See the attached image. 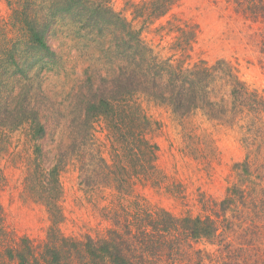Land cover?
Instances as JSON below:
<instances>
[{"label":"rangeland","instance_id":"1","mask_svg":"<svg viewBox=\"0 0 264 264\" xmlns=\"http://www.w3.org/2000/svg\"><path fill=\"white\" fill-rule=\"evenodd\" d=\"M27 2L0 0V79L5 83L0 98L19 100L16 110L24 120L13 127L5 123L9 114L0 122V264H17L15 251L31 248L47 264L42 254L49 255L60 236H47L50 215L29 185L45 186L53 168L59 172L65 238L98 241L111 229L124 232L138 199L148 210L176 218L229 216L234 221L233 229L227 227L230 236L184 241L156 264H264V236L246 230L256 217L245 213L264 199V105L232 110L231 95L233 82L240 80L264 101L258 36L264 31V11L253 21L230 0H177L167 15L155 19L159 10L153 0H85L82 5L105 4L121 13L131 29L91 19L97 8L61 12L53 7L45 18L51 57L28 40L30 26L17 12L20 7L28 15ZM137 31L154 61L148 60V75L139 73L138 85L131 87L136 95L130 106L146 120L135 129L139 136L156 144V170L136 175L134 192L124 200V148L99 110L88 113L87 107L104 97L124 99V34ZM132 53L134 62H142ZM16 62L25 66L15 67ZM209 67L215 72L205 78ZM183 76L188 85L198 81L197 99L206 94L209 103L199 99L189 108L179 102L190 95L178 86ZM29 107L38 110L46 128L39 140L31 138L26 123ZM35 168L48 176L29 177ZM232 186L245 194L232 197L235 204L228 208Z\"/></svg>","mask_w":264,"mask_h":264},{"label":"trees","instance_id":"2","mask_svg":"<svg viewBox=\"0 0 264 264\" xmlns=\"http://www.w3.org/2000/svg\"><path fill=\"white\" fill-rule=\"evenodd\" d=\"M84 1L85 0H28V2L23 5V10H26L28 13L26 16H24L22 10H19V7L17 12L25 18L27 24L30 26L28 32L30 37L28 40L31 44L42 54L53 57L54 51L46 40V28L48 27V23L45 19L54 13L53 7L61 12H72L75 7L78 6H82L80 8L83 9L97 8L98 11L93 10L96 15H89L91 19H97L106 24L121 22L124 28L131 29V23L127 18H124L121 13L113 11L105 4H97L96 6L93 4L90 6L86 3L82 5ZM176 1L177 0H153L155 10H159L156 15H153L154 18L157 19L167 15L175 6ZM230 1L238 10L243 9L244 12L251 13L253 21H257L259 13L264 11V0ZM151 16L152 15H147L145 18L151 20ZM139 31L129 33V37H126V34H124V60H126V62L124 61V99L118 101L116 98L104 97V99L99 102H90L87 107L88 113L99 110L97 113L102 115L101 117L104 118V121L106 120V122L110 124L111 127L109 128L112 130L114 139L124 148V175H122L120 179L121 181L124 180V200L129 194L134 192L136 175H143L142 172L148 173L149 169L156 170L152 165L153 159L156 158V144L152 145L146 137L143 135H141V137L139 136L141 132L135 129L141 127V123L146 120L137 108L133 109L134 106H130L133 102L132 98L136 95L131 87L138 85L139 73L140 75L142 73V76L148 75L146 74L150 69L148 60L154 61V59L146 56L145 51L148 49V46L141 41ZM258 36L262 44L261 51L264 53V31L263 33H259ZM132 50L133 55H135V51L140 55L142 62H134V60L137 59L133 56L130 57V52ZM19 66H25V64L16 62L15 67ZM27 66L31 67L32 63L27 64ZM153 68L154 66H151V69ZM170 71L171 70L168 72ZM198 71L201 73L200 69H198ZM175 72L171 71L174 76L176 74ZM214 72V69L209 67L205 70L207 76H203L209 78V74L211 73L213 76ZM197 74L199 75L197 80L200 82L202 78L199 73ZM185 77L186 76L179 77L182 79V82H180L178 86L183 90L184 94L189 93L190 95L186 100L181 97L183 101L179 102L186 103L189 108H192L198 106L199 99L205 98L207 100L206 94L197 99L198 89L196 85L198 81H196V85H194V81L188 85V80ZM0 87H5V83L2 79H0ZM231 95L233 98L232 110H234L233 107L235 106L247 107L248 110H254L258 108L260 104L264 105V101L261 100L259 93L256 90H251L245 82L240 80L233 82ZM209 100L210 99L205 103H209ZM18 102L19 100H14L12 98H0V117L2 118L0 122L3 120V117L9 114H11L10 118L8 120L6 119L5 123H10L13 127H16L21 121H24L21 118L23 116L21 110H16ZM25 115V117L29 115L26 123L31 138L34 140L43 138L46 133V128L40 120L38 110L29 107L25 110ZM87 121L89 120L87 119ZM39 150L40 145H37L35 151L39 152ZM38 168H35V171H32L33 173H31L29 177L33 174V179L37 178L40 174ZM48 174L50 179L48 182L45 181V186L37 185V183H32V181L29 185V187L32 185V194L37 195L38 201L46 206L50 215V226L47 236H60L57 237L53 245L54 247H51L53 251L50 252L49 255L42 254L47 264H156L155 262L165 255L166 252L170 255L172 251L177 249L175 245L180 246L184 241L190 240L194 242L207 239L213 242L218 236H230L232 234L227 230V227L233 229L234 226V221L229 216H224L220 220L210 216L205 218H176L164 210H159L158 212L148 210L142 202L135 199L132 210L128 212L132 220L125 219L124 232H120L116 228L111 229L107 238L98 241L89 236L86 240L81 241L68 237L65 238L67 235L61 230L64 215L59 202L61 198V193H59L61 192L58 180L59 172L57 168H53L48 171ZM102 174H104V172L100 170V175L102 176ZM40 175L44 178V176H46V170ZM258 185H261V183ZM254 190H256V188ZM228 193V195H230L228 205L226 206L228 208L235 204L231 200L232 197L237 196L236 198H238L239 196L243 198L245 194L244 190H242L240 194L238 187L234 186L229 188ZM252 201L254 200L251 199L250 202ZM224 204L227 203L224 202ZM261 208H264L263 197L261 204H254L253 212L252 210L245 211V213H249V219L254 217L253 214H255L256 217V220L251 222L246 230L252 231L253 234L264 236V213L260 211ZM251 228H254V230H251ZM234 232H236V228L233 233ZM173 234L177 236L174 242ZM33 252V248L29 249V252H24L23 250L15 251L14 258L17 260V264H41L40 257H37ZM62 252L65 253L63 256ZM189 264L192 263L189 262Z\"/></svg>","mask_w":264,"mask_h":264}]
</instances>
